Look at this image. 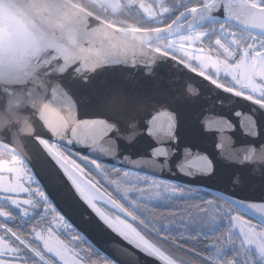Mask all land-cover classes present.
<instances>
[{"label":"snow or ice","instance_id":"1","mask_svg":"<svg viewBox=\"0 0 264 264\" xmlns=\"http://www.w3.org/2000/svg\"><path fill=\"white\" fill-rule=\"evenodd\" d=\"M19 2L0 0V98L7 100L0 157L10 156L0 159V264H94L93 233H115L145 264H264V196L240 195L257 179L264 185V168L258 176L242 166L232 170L233 154L223 144L211 158L185 149L175 164V148L158 144L151 155L165 159L160 171L137 167L130 156L138 153L124 152L138 143L139 128L180 143L181 114L168 93L145 112L146 125L119 97L111 115L87 112L92 78L126 64L129 53L134 67L137 56L158 65L175 61L179 75L187 70L208 82L212 102L249 106L251 147L243 160L264 162V0H154L152 7L137 0H23L32 20L17 23L6 13ZM200 95L189 88L182 99ZM29 107L28 117L18 116ZM19 133L31 139V159L7 142Z\"/></svg>","mask_w":264,"mask_h":264},{"label":"water","instance_id":"2","mask_svg":"<svg viewBox=\"0 0 264 264\" xmlns=\"http://www.w3.org/2000/svg\"><path fill=\"white\" fill-rule=\"evenodd\" d=\"M26 9L27 4L20 0L16 7L7 10L6 15L17 23H30L32 17L27 15ZM0 12L5 16L4 10L0 9ZM41 14H43V10H41ZM95 26L93 25V27ZM117 39L122 41V37L118 36ZM136 60L139 63L138 67L133 66L132 56L129 53L126 64L119 67H105L102 71L97 72L92 78L91 85H89L90 88L95 89V95L93 106L87 109V112H100L111 115L110 106L119 97L132 102L134 110L129 111L128 115L135 116L138 123L146 125L150 117H146L145 112L152 111L151 105L164 93H168L172 99L176 100L177 103L173 107H177L181 114L180 143L168 142L163 138L157 140L155 134H149L147 127H141L138 129L141 133L138 143L125 151L124 155L133 152L138 153L130 156L131 160L140 162L137 167L148 172H159V165L165 164L166 161L163 157L156 159L151 155V149L158 144L175 148L179 155L175 157L174 164L184 159L185 149L192 154H207L211 158L213 155L221 154V149L216 148L215 145L223 144L225 154H233L229 157V163L234 165L232 170L242 166L244 171L251 169L256 171L257 176L259 175V170L264 168V162L256 158L247 162L243 160L251 147L248 143L250 137L244 127L250 114L249 106L246 103L231 104L220 100L212 102L208 99V82H201L202 78L194 73H188L187 70H185L183 76L179 75V69L175 61H170L167 65H158L152 60L151 56L147 58L137 56ZM173 72L177 74L173 75ZM146 76L148 79H145ZM189 76H192L193 79L189 80ZM189 88L201 92L199 99H192L187 102L182 99V92H187ZM178 89L181 91H178ZM6 105V98H0V111ZM30 112L31 108L29 107L28 111L18 112V116L28 117ZM237 112H241L242 115L237 116ZM81 118L93 117L82 115ZM117 118L121 120V126L123 127L126 117L121 115ZM14 123H16L17 128L24 126L22 119L20 121L14 120ZM202 125L209 126L211 131L202 132L200 130ZM6 135V133L0 131V140H3ZM7 142L24 158L31 159L30 150L33 145L26 134L19 133L15 137L8 136ZM72 151L75 152L76 149H72ZM81 154L87 153L81 150ZM116 166H119V164L117 163ZM173 170L175 172V168ZM224 171L227 172L228 169H224ZM164 176L165 178H173L169 175L167 169L164 170ZM174 178L180 181L186 180L183 174H177ZM212 182L216 183L217 181ZM221 186L227 187L226 182ZM240 195L248 197L264 196V185H261V182L257 179L254 188H249ZM93 239L96 241V248L99 253L104 257H108L107 260L109 261L114 260L118 264H145L144 256L115 233L103 237L96 236L93 233ZM148 264H151V262L149 261Z\"/></svg>","mask_w":264,"mask_h":264},{"label":"flooded vegetation","instance_id":"3","mask_svg":"<svg viewBox=\"0 0 264 264\" xmlns=\"http://www.w3.org/2000/svg\"><path fill=\"white\" fill-rule=\"evenodd\" d=\"M153 2L154 0H137V4H140V3H143L145 4L146 6H149V7H152L153 6ZM165 6H168L167 4ZM192 5L190 4L189 7H191ZM158 11V9H156ZM116 19H123V17H116ZM170 22V21H168ZM127 23L129 24H133V23H136V21L132 18H129L127 20ZM153 26H159V25H153ZM159 44H163V43H166L165 41H160V42H157ZM187 59V58H186ZM73 153H75L73 151ZM0 159H6V160H10V156L9 155H4L2 157H0ZM6 175V174H5ZM6 179H7V176H6ZM0 222H3V218H0ZM17 224H19V221L16 222ZM35 223V221L33 222ZM9 227H13L14 230H16V225L12 224L11 222H9ZM32 225L29 224L28 225V228H31ZM82 247H87L86 245H82ZM177 255H181L180 253H177ZM92 261L94 262V264H110V261L109 260H106L105 257L99 253V255H93L91 257Z\"/></svg>","mask_w":264,"mask_h":264},{"label":"clouds","instance_id":"4","mask_svg":"<svg viewBox=\"0 0 264 264\" xmlns=\"http://www.w3.org/2000/svg\"><path fill=\"white\" fill-rule=\"evenodd\" d=\"M3 120V112H0V122Z\"/></svg>","mask_w":264,"mask_h":264},{"label":"bare ground","instance_id":"5","mask_svg":"<svg viewBox=\"0 0 264 264\" xmlns=\"http://www.w3.org/2000/svg\"><path fill=\"white\" fill-rule=\"evenodd\" d=\"M4 17V15L0 12V18H3Z\"/></svg>","mask_w":264,"mask_h":264},{"label":"trees","instance_id":"6","mask_svg":"<svg viewBox=\"0 0 264 264\" xmlns=\"http://www.w3.org/2000/svg\"><path fill=\"white\" fill-rule=\"evenodd\" d=\"M154 3V2H153ZM107 260V259H106Z\"/></svg>","mask_w":264,"mask_h":264}]
</instances>
